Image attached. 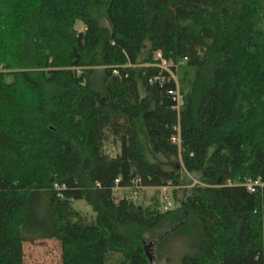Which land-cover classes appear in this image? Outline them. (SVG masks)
I'll list each match as a JSON object with an SVG mask.
<instances>
[{
    "label": "trees",
    "instance_id": "1",
    "mask_svg": "<svg viewBox=\"0 0 264 264\" xmlns=\"http://www.w3.org/2000/svg\"><path fill=\"white\" fill-rule=\"evenodd\" d=\"M155 52L186 59L178 112L175 82L150 83ZM117 178L177 205L117 200ZM165 229L197 233L181 264H264V0H0V264H24L25 234L61 264H151Z\"/></svg>",
    "mask_w": 264,
    "mask_h": 264
},
{
    "label": "rangeland",
    "instance_id": "2",
    "mask_svg": "<svg viewBox=\"0 0 264 264\" xmlns=\"http://www.w3.org/2000/svg\"><path fill=\"white\" fill-rule=\"evenodd\" d=\"M75 29L79 32L84 30V26L81 23H77ZM105 152L109 156L113 157L117 154V147L107 144L105 146ZM189 178H185V182ZM115 199L127 198L137 205L148 206L151 204L153 197L159 198L160 210L166 211V204L162 201L163 197L168 199L171 204V209L175 207L172 201L171 189L161 188H142L133 192L129 189H119L113 192ZM182 196L181 192L177 193V199ZM153 202V201H152ZM153 204V203H152ZM31 210L27 217L29 226L39 228L43 233L47 232V212L46 206L43 203L38 204L36 201L31 202ZM73 208L78 211L87 220H91L94 217L91 209L82 201L74 202ZM164 234V235H163ZM40 234H25L23 236L24 242L22 245L24 264H61V252L60 245L55 240L42 239ZM163 235V236H162ZM162 236V237H161ZM161 237L160 239H157ZM153 235H147V241L150 242L148 252L149 262L153 260L155 264H181V259L185 255L194 254L199 239L197 233L193 230L186 229L184 231L172 232V230H163ZM123 257L121 253H112L107 256L105 264H119Z\"/></svg>",
    "mask_w": 264,
    "mask_h": 264
},
{
    "label": "built area",
    "instance_id": "3",
    "mask_svg": "<svg viewBox=\"0 0 264 264\" xmlns=\"http://www.w3.org/2000/svg\"><path fill=\"white\" fill-rule=\"evenodd\" d=\"M186 59L172 62V61H167L165 60L160 52H155L153 54L152 58V64L151 65H146V67H153L156 68L159 71L160 76L155 77L153 80H150V83L154 82H161L165 77H163V73L167 74V77L171 80H173L176 84L175 90H172L169 92V94L173 97V100L176 102V107L175 110L178 112L180 106L182 105L181 101V96L179 94L178 88H177V83H176V77L173 73L174 69H177L179 66L183 65L185 63ZM179 131L177 129V135L173 136L171 138V142L177 146L180 144V138H179ZM119 179L115 180L114 182V190H119L120 188L118 187ZM227 185H230L229 183ZM262 186L260 181L257 180V182L253 181H248L245 184V188L247 191L250 193H253L256 187ZM143 187L141 186V182L139 179H135L131 182V186L128 188L129 190H132L133 192H137V190L142 189ZM162 201L166 204V211L171 209V204L168 202V199L166 197L162 198Z\"/></svg>",
    "mask_w": 264,
    "mask_h": 264
},
{
    "label": "water",
    "instance_id": "4",
    "mask_svg": "<svg viewBox=\"0 0 264 264\" xmlns=\"http://www.w3.org/2000/svg\"><path fill=\"white\" fill-rule=\"evenodd\" d=\"M163 235H164V234H163ZM163 235H162V236H163ZM162 236H161V237H162ZM158 237H159V236H158ZM161 237H159V238H157V239H160ZM150 256H151V252H150ZM151 264H155L153 260L151 261Z\"/></svg>",
    "mask_w": 264,
    "mask_h": 264
}]
</instances>
